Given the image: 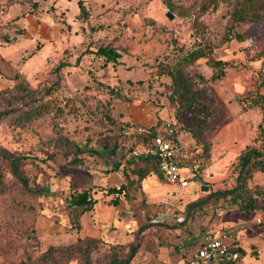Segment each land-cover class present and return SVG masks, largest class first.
I'll return each instance as SVG.
<instances>
[{"label": "rangeland", "instance_id": "obj_1", "mask_svg": "<svg viewBox=\"0 0 264 264\" xmlns=\"http://www.w3.org/2000/svg\"><path fill=\"white\" fill-rule=\"evenodd\" d=\"M84 2L87 13L73 0H0V264H180L178 245L227 223L244 230L242 264H264V171L238 178L245 150L264 158V0ZM105 45L122 55L93 52ZM136 104L154 107L158 128L176 123L186 163L199 164L187 187L151 164L127 194L109 191L128 179L106 163L132 172L129 149L150 137ZM4 152L25 157L43 193ZM83 189L97 202L79 215L66 197Z\"/></svg>", "mask_w": 264, "mask_h": 264}, {"label": "trees", "instance_id": "obj_2", "mask_svg": "<svg viewBox=\"0 0 264 264\" xmlns=\"http://www.w3.org/2000/svg\"><path fill=\"white\" fill-rule=\"evenodd\" d=\"M79 6H80V10L81 13H87V8H86V4L84 2V0H78ZM38 4V1H35V5ZM20 15L16 16V19L19 18ZM25 31V28H21V27H17V32L18 33H22ZM4 40L6 41H11V37L8 34L3 35ZM93 52H95L96 54H101L104 55L105 57H107L108 59H114L116 60L118 57H120L122 54L120 51H118V49H116L115 47L111 46V45H105V46H99L97 49H94ZM195 55V53H194ZM199 55H203L202 53H200ZM195 57H198V55H196ZM80 59V56L78 57V60ZM215 63H221L223 62L221 59L214 61ZM175 125V131L172 134V137L174 139H178V137H180L179 135V129L176 125ZM147 130V134L149 136H151L154 133H157L158 131V127L156 126V124H152V125H148L146 127ZM118 148H119V143H115L114 146L108 150V153L110 154L109 156L112 155H116L118 153ZM129 157L127 158V163H134L136 166L132 168V172H129L126 168L123 167V158H116L113 161L110 160V162H107L108 159L106 160V168L103 169L106 174H109L111 172H122L123 175H125L128 179L127 182H122L120 185L118 186H110L109 187V191L110 192H124V193H128L129 190V184L133 183L135 181H142L149 173L150 171H152V167L154 164L157 166L158 172L159 171V157L157 155H144V154H140V155H136L133 153V151H131V149H129ZM4 156L7 158L9 165L11 167L12 172L17 176V178L21 181V183L27 187L29 190L35 192L38 191L40 193H43L44 191H42L41 188H37V187H33L30 182H29V178L24 174V172L21 169V165L25 159L24 156H20V155H15L9 152H4L3 153ZM98 154L99 156L104 155V152L100 149H96V150H92L89 152V154L87 156L89 157H94L96 158V155ZM262 154V152L255 146L249 147L247 150L244 151V153L241 155L240 158V163H241V171L239 173V184H241L244 180H246L247 178L252 176V169H251V165L252 164H256V167L261 169L262 171H264V158H259L258 156ZM85 162V158L82 156H79L78 154H75L74 157L71 159L70 163L76 164V165H80V164H84ZM124 169V170H122ZM137 175V177H135V175ZM239 186V185H238ZM235 188L237 187H233L231 189L226 190L225 192H233L235 190ZM66 202L67 205L70 206L73 209H77L79 215L83 214L84 212L91 210L95 203L97 202V199L95 197H93L92 195H90L89 190L88 189H83L81 191H75L71 194H69L66 197ZM196 202L191 203V206L195 205ZM243 207L245 208H252V209H256L258 207V205L255 202H251V203H243L242 204ZM142 228V226H141ZM206 232L203 231L201 233H199L198 235L193 236L194 238L191 239V244L187 243L186 245H181L180 246V252H181V256L182 258L186 255V253L189 251L190 248H192L198 241L199 239L202 237V235ZM179 246V245H178ZM177 246V247H178ZM242 251L245 253L246 249L242 248ZM128 261L127 260H122L120 258H114L111 261H109L107 264H126Z\"/></svg>", "mask_w": 264, "mask_h": 264}, {"label": "built area", "instance_id": "obj_3", "mask_svg": "<svg viewBox=\"0 0 264 264\" xmlns=\"http://www.w3.org/2000/svg\"><path fill=\"white\" fill-rule=\"evenodd\" d=\"M141 130L146 127L141 126ZM175 126L166 121L152 134L140 149L133 150L136 155H157L160 174L179 187H187L193 175L198 174L199 164H187L189 150L181 137L174 139ZM190 165V167L188 166ZM262 222V218L258 217ZM244 230L238 224L206 230L194 245V251H188L182 264H242L246 249L241 235Z\"/></svg>", "mask_w": 264, "mask_h": 264}, {"label": "crops", "instance_id": "obj_4", "mask_svg": "<svg viewBox=\"0 0 264 264\" xmlns=\"http://www.w3.org/2000/svg\"><path fill=\"white\" fill-rule=\"evenodd\" d=\"M73 1L76 4L78 3L76 0H73ZM46 20H50V18L48 16H46ZM132 114H133L135 119H136V117L138 119H141V120L136 119L137 121L144 122V123L149 124V125L156 122L155 119L157 118L156 110H154V107L152 105H149V104H147V105L136 104L135 106L132 107ZM227 224H222L221 227L227 226ZM259 227L262 228V230H264V225L263 226L259 225ZM178 247L180 249V246H178ZM182 262L183 261L180 260V264H182ZM174 264H177V262H174Z\"/></svg>", "mask_w": 264, "mask_h": 264}, {"label": "water", "instance_id": "obj_5", "mask_svg": "<svg viewBox=\"0 0 264 264\" xmlns=\"http://www.w3.org/2000/svg\"><path fill=\"white\" fill-rule=\"evenodd\" d=\"M168 15H169L170 17H172L173 14H172V12L168 11ZM202 188H203V189H208L207 185H203Z\"/></svg>", "mask_w": 264, "mask_h": 264}]
</instances>
